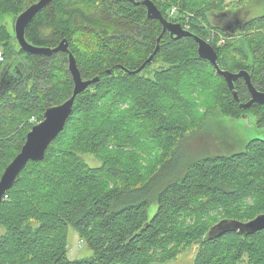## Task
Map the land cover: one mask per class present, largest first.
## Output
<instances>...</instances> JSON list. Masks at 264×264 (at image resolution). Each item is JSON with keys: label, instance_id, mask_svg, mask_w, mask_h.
Listing matches in <instances>:
<instances>
[{"label": "trees", "instance_id": "trees-1", "mask_svg": "<svg viewBox=\"0 0 264 264\" xmlns=\"http://www.w3.org/2000/svg\"><path fill=\"white\" fill-rule=\"evenodd\" d=\"M36 1L0 0V72L14 59L26 70L0 94V176L20 151L31 119L38 123L45 108L72 94L67 56L24 53L3 24ZM151 1L166 20L193 35L205 41L215 36L209 43L220 69L246 70L264 91V0ZM234 10L240 37L215 22ZM77 33L88 41L80 42ZM160 33L159 22L128 0H56L27 27L26 41L34 46L54 47L66 39L81 77L99 80L75 98L44 159L29 162L6 192L0 264H165L194 246L193 264H264V230L205 239L223 219L248 222L264 213V140H250L238 153L198 157L215 145L216 135L203 129L209 113L241 119L251 112L256 128L264 129V105L242 111L239 104L249 100L242 79L235 82L236 102L223 78L198 58L192 37L173 41L165 33L141 73L120 69L138 68ZM218 36L225 38L219 46ZM206 76L220 89L217 100L203 105V114L194 111L196 118L182 120L190 105L174 87L185 82L205 90ZM190 119L197 125L186 126ZM84 155L99 166H88ZM68 225L92 251L90 258L68 259Z\"/></svg>", "mask_w": 264, "mask_h": 264}, {"label": "water", "instance_id": "water-1", "mask_svg": "<svg viewBox=\"0 0 264 264\" xmlns=\"http://www.w3.org/2000/svg\"><path fill=\"white\" fill-rule=\"evenodd\" d=\"M56 0H37L28 5L18 16H16L13 28H9L5 21L3 24L12 32L17 46L24 53L51 57L56 54H65L67 56V70L72 81V94L70 98L57 106H51L44 109L42 120L35 124L26 134L23 145L18 154L4 168L0 176V204L8 190L15 184L18 175L29 162H40L44 159L45 152L48 146L62 133L66 122L70 117L75 98L85 92L89 86L98 82L99 78L83 79L76 64V60L69 51L68 41L63 39L56 47H40L34 46L26 41L25 33L27 27L31 24L35 16L45 7ZM137 5H142L146 11V17L150 20H156L161 26V33L156 38L155 48L148 58L136 69L129 70L124 66H119L120 69L127 74L137 75L141 73L147 65L151 64L154 56L159 51L160 40L165 33L173 41L182 38L192 37L196 43V53L198 58L207 61L215 70L216 74L223 78L232 99L238 102L237 93L235 90V82L242 79L249 94V100L240 103L239 108L242 111L248 110L254 105H264V91L257 90L252 81L251 75L246 70L238 72H230L222 70L217 63V53L208 41L193 35L188 29L182 27L178 23H173L166 20L157 9L151 0H142L135 2L128 0ZM237 11H226L220 14V18H215V22L221 25V29L228 35L240 37L243 34L241 22L238 19ZM25 65L19 59H14L6 63L0 72V94L4 89L14 84L19 83L25 74ZM107 71V74H110ZM16 76H19L17 79ZM10 80H13L10 82ZM262 130V129H260ZM254 140V139H251ZM262 140V139H259ZM264 230V213L257 215L248 222H240L235 219H223L213 225L207 232L205 239H216L228 232H237L242 237L251 236L257 232Z\"/></svg>", "mask_w": 264, "mask_h": 264}, {"label": "rangeland", "instance_id": "rangeland-1", "mask_svg": "<svg viewBox=\"0 0 264 264\" xmlns=\"http://www.w3.org/2000/svg\"><path fill=\"white\" fill-rule=\"evenodd\" d=\"M230 1L236 0H229V2ZM4 21L10 29L13 28L14 20L11 16L5 17ZM83 35L84 34L82 33L75 34V36L79 38L80 42L88 41V38L82 37ZM216 38V44L218 46L225 42L221 36ZM214 39L215 36L211 35V38L208 40V42H212ZM59 41L61 42L62 40ZM202 85L206 86L205 90H198L197 87L194 88L191 84H186L185 82L174 87V90L178 92L180 96L190 105L188 109L184 111V113L181 112L182 120L189 119L190 117L196 118V115L191 116L190 113L199 111L201 114H203L205 108L202 106L210 103L211 101L217 100L216 96L219 94L220 89L214 86L207 76L203 78ZM205 106L207 108L209 107V105ZM30 123L34 126L37 124L36 119L32 118ZM255 123V116L251 112L246 114V116L242 117L241 119L223 117L218 112L209 113L204 122L203 129L207 128L210 130L211 134L216 135L214 141L215 145L213 149H210L209 145L206 146L205 149L207 153L200 154L198 157L230 155L232 153H238L244 150L245 144L251 139L264 140V129H257ZM186 124V126L191 127L196 126L197 122L190 119ZM146 134H148V132ZM149 145H155V142H153L150 138ZM196 152L197 148L195 153ZM83 159L84 162L90 167L99 166V162L96 161L91 155H84ZM155 208L156 207L154 205L150 207L149 217L153 215ZM0 233H3L2 228L0 229ZM67 244V256L71 261L87 259L92 256V251L87 247V245L80 241L78 233L71 225H68L67 228ZM196 250V246L193 248H188L182 251L176 259L166 262L165 264H193L196 256Z\"/></svg>", "mask_w": 264, "mask_h": 264}, {"label": "built area", "instance_id": "built-area-1", "mask_svg": "<svg viewBox=\"0 0 264 264\" xmlns=\"http://www.w3.org/2000/svg\"><path fill=\"white\" fill-rule=\"evenodd\" d=\"M174 14H175V10L173 9V10H171V12H170V16L172 17V16H174ZM186 29H188V27L187 26H184ZM0 60H1V58H0Z\"/></svg>", "mask_w": 264, "mask_h": 264}, {"label": "flooded vegetation", "instance_id": "flooded-vegetation-1", "mask_svg": "<svg viewBox=\"0 0 264 264\" xmlns=\"http://www.w3.org/2000/svg\"><path fill=\"white\" fill-rule=\"evenodd\" d=\"M222 39H223V41H225V38L224 37H222Z\"/></svg>", "mask_w": 264, "mask_h": 264}]
</instances>
